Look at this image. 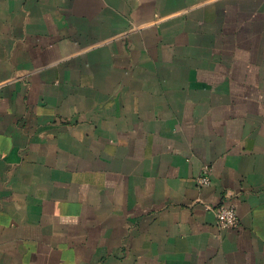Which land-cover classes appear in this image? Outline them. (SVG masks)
<instances>
[{
	"label": "crops",
	"instance_id": "obj_1",
	"mask_svg": "<svg viewBox=\"0 0 264 264\" xmlns=\"http://www.w3.org/2000/svg\"><path fill=\"white\" fill-rule=\"evenodd\" d=\"M0 264H264V0H0Z\"/></svg>",
	"mask_w": 264,
	"mask_h": 264
},
{
	"label": "built area",
	"instance_id": "obj_2",
	"mask_svg": "<svg viewBox=\"0 0 264 264\" xmlns=\"http://www.w3.org/2000/svg\"><path fill=\"white\" fill-rule=\"evenodd\" d=\"M210 167L206 166L203 173L199 177V182L202 185H207L211 182ZM210 207V206H208ZM216 213L218 218V223L221 227L226 229H232L238 226L239 217L236 208L233 204L222 203L216 207Z\"/></svg>",
	"mask_w": 264,
	"mask_h": 264
}]
</instances>
